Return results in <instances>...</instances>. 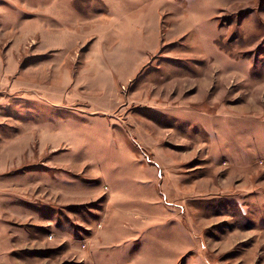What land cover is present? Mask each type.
Here are the masks:
<instances>
[{
	"label": "rangeland",
	"instance_id": "rangeland-1",
	"mask_svg": "<svg viewBox=\"0 0 264 264\" xmlns=\"http://www.w3.org/2000/svg\"><path fill=\"white\" fill-rule=\"evenodd\" d=\"M0 131L4 264H264V0H0Z\"/></svg>",
	"mask_w": 264,
	"mask_h": 264
},
{
	"label": "crops",
	"instance_id": "crops-1",
	"mask_svg": "<svg viewBox=\"0 0 264 264\" xmlns=\"http://www.w3.org/2000/svg\"><path fill=\"white\" fill-rule=\"evenodd\" d=\"M156 16V15H155ZM154 21L156 22V28L157 32H160L159 30V19L157 17L154 18ZM1 133L3 131H0ZM4 133V132H3ZM4 142L7 145H10V139L8 138H2L0 135V144ZM2 143V145L4 144ZM0 145V147H2ZM10 147V146H9ZM10 157V154L8 155ZM3 158V157H2ZM4 158H7L4 157ZM9 168V169H8ZM8 171H10V158L7 160H1L0 156V196L3 197L0 200V217H4L6 213L10 215V192H18V189H16V186L14 184H11V182H14L12 178L5 179L4 176L8 174ZM12 188V189H11ZM3 214V215H2ZM6 220V219H5ZM3 218H0V264L7 263L9 259L10 254V222L9 220L5 221Z\"/></svg>",
	"mask_w": 264,
	"mask_h": 264
}]
</instances>
